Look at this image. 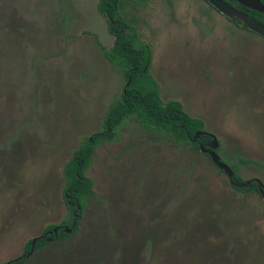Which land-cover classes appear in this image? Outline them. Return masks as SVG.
I'll list each match as a JSON object with an SVG mask.
<instances>
[{
	"label": "rangeland",
	"instance_id": "374dc122",
	"mask_svg": "<svg viewBox=\"0 0 264 264\" xmlns=\"http://www.w3.org/2000/svg\"><path fill=\"white\" fill-rule=\"evenodd\" d=\"M97 4L0 0V264L71 221L65 167L122 92L89 35L108 49L114 41ZM132 10L142 38L153 39L163 99L204 122L242 179L264 183V40L204 0ZM87 176L94 193L77 231L26 264H264L259 194L234 190L205 155L134 119L97 149Z\"/></svg>",
	"mask_w": 264,
	"mask_h": 264
},
{
	"label": "trees",
	"instance_id": "16d2710c",
	"mask_svg": "<svg viewBox=\"0 0 264 264\" xmlns=\"http://www.w3.org/2000/svg\"><path fill=\"white\" fill-rule=\"evenodd\" d=\"M123 0H101L99 11L107 18L109 32L116 37L114 46L107 50L92 35L98 47L103 51L110 63L119 71L124 79L123 93L118 102L106 113L102 121V130L86 138L83 145L74 152L73 157L65 167L63 201L68 210L76 213L73 220L79 223L87 207V200L93 192V182L87 172L93 163V155L106 141H113L119 126L133 118L147 131L155 134H168L181 142H189L194 134L204 127V122L188 114L182 104L170 102L164 104L158 87L149 75L151 65V48L143 45L133 25L119 15V7ZM130 81V82H129ZM198 150V146L195 147ZM59 225L58 237L54 242L64 240L70 234L63 231ZM72 228V234L78 225L67 224ZM55 225L48 226L36 244L35 250L53 243L49 242L48 231H53ZM53 236V234H51ZM31 242L25 247L22 256L10 261V264H26Z\"/></svg>",
	"mask_w": 264,
	"mask_h": 264
},
{
	"label": "flooded vegetation",
	"instance_id": "af4514ba",
	"mask_svg": "<svg viewBox=\"0 0 264 264\" xmlns=\"http://www.w3.org/2000/svg\"><path fill=\"white\" fill-rule=\"evenodd\" d=\"M100 1L101 0H98V4H97V11H98V13L99 14H101L104 18H105V20H106V25H107V29H108V31H109V24H108V20H107V18L99 11V3H100ZM157 0H123V2L121 3V5H120V7H119V15L123 18V19H125L128 23H130L131 25H133L134 26V28L136 29V31H137V33H138V35H139V39H140V41H141V43H143V45H145V46H149L150 48H151V65H150V69H149V75H150V77L152 78V80L154 81V83L157 85V87H158V93H159V96H160V98H161V100L163 101V103L164 104H168V103H170V102H178V101H169V102H166L164 99H163V97H162V95H161V92H160V87H159V84H158V82L155 80V78H154V76H153V72H152V63H153V44H152V41H153V39L151 38V40H149V39H143L142 38V32H141V30H140V26H139V22H138V19H136V16L135 17H133V16H128L127 15V13H126V11H127V9H133L132 11H134L135 13H137L140 9H142V8H144V7H146L147 5H150V4H152V3H154V2H156ZM207 4H208V6L211 8V9H213L214 11H216L218 14H220V16L221 17H223L224 19H226L227 21H228V23H232V24H234V25H236V26H238L239 28H241V29H243V30H248V31H251L252 33H254V34H256L257 36H259L260 38H262L263 40H264V36L263 35H261V34H259V33H257L256 31H254L251 27H250V25H249V22L250 23H254V24H256V25H260V26H262V27H264V0H220V2L221 3H223L226 7H228V8H230V9H232L233 11H234V13H232V14H234V15H228V14H226L225 12H223L221 9H219V8H217L213 3H211V1H209V0H204ZM226 21V22H227ZM110 33V32H109ZM111 34V33H110ZM112 35V34H111ZM113 37H114V41H113V43H112V45H111V47H110V49L114 46V44H115V40H116V37L114 36V35H112ZM261 40V39H260ZM262 40V41H263ZM98 41H99V39H98ZM100 42V41H99ZM101 43V42H100ZM101 45L103 46V47H105L102 43H101ZM107 50H110V49H108L107 47H105ZM102 51V50H101ZM103 52V51H102ZM103 55H104V53H103ZM105 56V55H104ZM105 58H106V56H105ZM107 59V58H106ZM107 61L110 63V61L107 59ZM111 64V63H110ZM111 66L115 69V67L111 64ZM115 71H117L116 69H115ZM119 74H120V76L122 77V79H123V88H122V92H121V94L123 93V90H124V85H125V79H124V77H123V75L119 72V71H117ZM130 82V81H129ZM121 94H120V96H121ZM120 96L116 99V100H114L113 101V103L110 105V108L114 105V104H116L117 102H118V99L120 98ZM178 103H180V101L178 102ZM181 104V103H180ZM183 106V105H182ZM110 108H109V110H110ZM108 110V111H109ZM193 117V116H192ZM131 119H133V118H130V119H128V120H126V121H129V120H131ZM135 120V119H134ZM125 121V122H126ZM136 121V120H135ZM124 122V123H125ZM137 122V121H136ZM123 123V124H124ZM138 123V122H137ZM122 124V125H123ZM139 124V126L144 130V131H146L147 133H150V134H153V135H156V136H158L159 138H167L168 140H170L174 145H175V147L177 148V149H179V150H182V151H185V150H190V151H192V152H194V153H196V154H202V155H205L208 159H209V161L211 162V164L212 165H214L219 171H221L223 174H225V176L228 178V180H229V182H230V185H231V187L234 189V190H237V191H243V192H256V193H258L259 194V196L263 199V201H264V187L263 186H260L259 185V183L257 182V178L256 179H251V180H244V179H242L238 174H237V172H236V170L232 167V166H230L222 157H221V155H220V146H221V144H220V142H219V140H218V143H219V147L217 148V149H212V147H211V144L213 143V134L212 133H209V132H206L205 131V124H204V127H203V129L202 130H200V131H198V132H196L195 134H194V136L189 140V142H181V141H177L176 139H174L171 135H168V134H155V133H151V132H149V131H147L146 129H144L141 125H140V123H138ZM121 125V126H122ZM121 126H119V128H118V131H117V134H116V138L117 137H119V129H120V127ZM101 131V130H100ZM92 136V135H91ZM91 136H89V137H91ZM89 137H87V138H89ZM216 137V136H215ZM116 138L113 140V141H111V142H109V141H106V142H103V143H101V145L102 144H104V143H113L115 140H116ZM217 138V137H216ZM85 141V140H84ZM83 141V142H84ZM82 145H83V143H82ZM81 145V146H82ZM100 145V146H101ZM80 146V147H81ZM99 146V147H100ZM196 146H198V150H196L195 149V147ZM79 147V148H80ZM98 147V148H99ZM78 148V149H79ZM97 151V150H96ZM215 153V154H217V155H219V162L220 163H225L226 165H228L230 168H231V170H232V172H233V174H234V176L231 178L229 175H228V173L224 170V169H222V168H220L217 164H216V162L213 160V157H212V154L211 153ZM96 153V152H95ZM95 153H94V155H95ZM73 155H74V153H73ZM94 155H93V162H94ZM73 157V156H72ZM93 164V163H92ZM67 166V165H66ZM92 166V165H91ZM92 181V180H91ZM245 183H248V185L246 186V187H243V186H240V185H242V184H245ZM91 196V195H90ZM65 203V202H64ZM66 205V204H65ZM87 207H88V200H87ZM87 207H86V209H87ZM68 209V208H67ZM70 211V210H69ZM70 213H71V221L70 222H63V223H67V224H72L73 223V226L72 227H74V225H79V223H80V221L82 220H80L79 221V223H77L76 221H74L73 220V217L74 216H76V213H73L72 211H70ZM84 215V214H83ZM62 224V223H61ZM61 224H59V225H61ZM67 224H64L63 226H62V230L63 231H65L67 234H70V235H72V228H70L69 226H66ZM59 225H55V226H57V227H55L54 229H53V231H48L47 233H48V236H50L48 239H50V240H48L49 242H51V241H53V243H57V242H54V238L55 237H58V234H59V228L61 227H58ZM70 229L71 230V233H68L67 231H66V229ZM46 229V228H45ZM45 229H44V231H45ZM55 229H57V232H55ZM77 229H78V226H77ZM43 231V232H44ZM77 231V230H76ZM75 231V232H76ZM74 232V233H75ZM51 234H53V236L51 235ZM42 235V234H41ZM40 235V236H41ZM69 235V236H70ZM40 236L39 237H36L37 239H39L40 238ZM68 237V236H67ZM66 237V238H67ZM65 239V238H64ZM33 240V239H32ZM32 240H30V241H32ZM62 241V240H61ZM37 242H38V240H37ZM37 242L35 243V245L33 246L32 245V242H31V249H30V252L32 251V249H33V252H35L36 250H35V247H36V244H37ZM26 247V246H25ZM39 250V249H38ZM24 251H25V248H24ZM29 252V253H30ZM29 255V254H28ZM22 256V255H21ZM20 257V256H19ZM32 257V256H31ZM31 257H28L27 256V258H31ZM18 258V257H17ZM28 259V260H29ZM28 262V261H27ZM26 262V263H27ZM8 263H10V262H8ZM7 263V264H8Z\"/></svg>",
	"mask_w": 264,
	"mask_h": 264
},
{
	"label": "water",
	"instance_id": "95a60500",
	"mask_svg": "<svg viewBox=\"0 0 264 264\" xmlns=\"http://www.w3.org/2000/svg\"><path fill=\"white\" fill-rule=\"evenodd\" d=\"M209 1H211V3H213L217 8L221 9L226 14L234 15V14H232V13H234V11L232 9L226 7L223 3L220 2V0H209ZM249 25L254 31H256L257 33H259V34L264 36V27H262L260 25H256L254 23H250V22H249ZM211 147H212V149H217L219 147L218 139L215 137V135H213V143L211 144ZM211 154H212L213 160L216 162V164L220 168L224 169L228 173V175L232 178L234 176V174H233L231 168L228 165H226L225 163H220L219 162V159H220L219 155H217V154H215L213 152ZM256 180H257V182L259 183L260 186L264 187V183L260 179H256ZM247 185H248V183H245V184H242L240 186L246 187ZM66 231L68 233H71V230L69 228L66 229ZM55 232H57V229H55ZM37 240H38L37 238H34L32 240V245L33 246L35 245ZM48 240H50V239H48ZM33 254H34V252H33V249H32V251L29 253L28 257H31ZM8 264H10V263H8Z\"/></svg>",
	"mask_w": 264,
	"mask_h": 264
}]
</instances>
